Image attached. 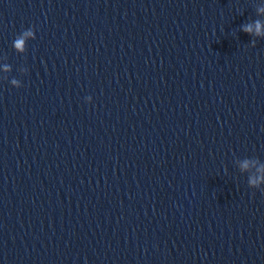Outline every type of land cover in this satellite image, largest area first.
<instances>
[{
  "label": "water",
  "instance_id": "water-1",
  "mask_svg": "<svg viewBox=\"0 0 264 264\" xmlns=\"http://www.w3.org/2000/svg\"><path fill=\"white\" fill-rule=\"evenodd\" d=\"M36 103L34 0H0V264L23 263Z\"/></svg>",
  "mask_w": 264,
  "mask_h": 264
},
{
  "label": "clouds",
  "instance_id": "clouds-1",
  "mask_svg": "<svg viewBox=\"0 0 264 264\" xmlns=\"http://www.w3.org/2000/svg\"><path fill=\"white\" fill-rule=\"evenodd\" d=\"M242 30L246 33H249L251 34L253 32V25L252 24H248V25H244L242 26ZM255 33L257 35H264V33L261 32V23L259 21H256L255 22ZM25 35H32L31 31L25 33ZM23 45H24V40L23 39H19L16 41V48L18 50H23ZM13 83H15V81H13ZM244 167L246 168L247 167V163H245ZM260 180H264V177H260L259 179H256V178H252L250 179L249 183L253 186L257 185Z\"/></svg>",
  "mask_w": 264,
  "mask_h": 264
}]
</instances>
